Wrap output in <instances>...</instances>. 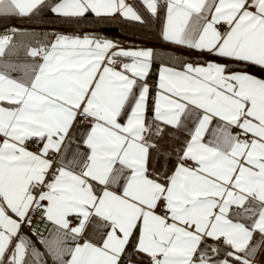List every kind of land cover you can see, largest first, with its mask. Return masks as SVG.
Listing matches in <instances>:
<instances>
[{
    "label": "snow or ice",
    "instance_id": "6c2138e0",
    "mask_svg": "<svg viewBox=\"0 0 264 264\" xmlns=\"http://www.w3.org/2000/svg\"><path fill=\"white\" fill-rule=\"evenodd\" d=\"M140 5L47 10L163 14L162 41L214 59L175 54L150 83L151 47L52 31L5 58L37 33H0V264H264V0ZM45 6L0 0V16ZM38 211L47 233L25 232Z\"/></svg>",
    "mask_w": 264,
    "mask_h": 264
},
{
    "label": "trees",
    "instance_id": "16d2710c",
    "mask_svg": "<svg viewBox=\"0 0 264 264\" xmlns=\"http://www.w3.org/2000/svg\"><path fill=\"white\" fill-rule=\"evenodd\" d=\"M53 2L55 0H45L46 6L29 17L13 16L0 18V33L12 27L27 30L29 33H37L36 35L17 36L13 41L17 48L9 51L17 55H23L24 46L35 45L38 41L45 39L44 36L39 35L40 33H50L52 31L74 35L92 33L121 42L122 46H147L153 48L155 58L152 74L149 77L150 83L158 75L159 64L169 62V57L175 54L183 53L192 60L214 59V57L195 51L189 52L184 48L162 41L160 30L163 23V14H161L160 19H154L144 25L124 20L118 14L112 17L97 18L89 13L82 18H64L53 15L47 10V5ZM249 70L251 71L252 69Z\"/></svg>",
    "mask_w": 264,
    "mask_h": 264
},
{
    "label": "built area",
    "instance_id": "2783aa9c",
    "mask_svg": "<svg viewBox=\"0 0 264 264\" xmlns=\"http://www.w3.org/2000/svg\"><path fill=\"white\" fill-rule=\"evenodd\" d=\"M43 212L38 211L35 213V215L32 217V223L30 227H26L29 231H35L39 232L41 234H46L48 228L50 227L49 222L46 220H42L40 217H42Z\"/></svg>",
    "mask_w": 264,
    "mask_h": 264
},
{
    "label": "crops",
    "instance_id": "0c3cea01",
    "mask_svg": "<svg viewBox=\"0 0 264 264\" xmlns=\"http://www.w3.org/2000/svg\"><path fill=\"white\" fill-rule=\"evenodd\" d=\"M128 2L130 4H132L134 7H136L137 9H139L140 11L143 12V9H142V6L140 5V0H128ZM144 15L147 17V13H144ZM10 17H13V16H0V18H10ZM154 19H149V22H152ZM123 47H130V46H123ZM137 47H147V46H137ZM24 55V54H23ZM23 55H19V56H23ZM17 54L11 52V51H8L6 53V57L5 58H16ZM158 76V75H157ZM25 232L27 233H31V231H29L28 229H24ZM35 239V238H33Z\"/></svg>",
    "mask_w": 264,
    "mask_h": 264
}]
</instances>
